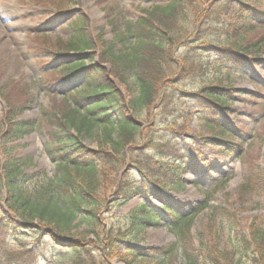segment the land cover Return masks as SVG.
Segmentation results:
<instances>
[{"label": "trees", "instance_id": "1", "mask_svg": "<svg viewBox=\"0 0 264 264\" xmlns=\"http://www.w3.org/2000/svg\"><path fill=\"white\" fill-rule=\"evenodd\" d=\"M263 1L153 0L136 18L115 20L113 29L119 24L120 30L110 41L101 34H90L88 20L79 19L75 41L67 45L74 61L64 68L75 75V83L82 82L83 86L64 96L66 111L44 115L42 123H36L20 119L23 107L6 103L0 119V147H3L0 148L3 158L0 159V194L4 193L0 198L4 205L0 208V264H37L40 258L44 247H30L14 239L16 231L32 232L41 239L48 237L55 244L59 237L69 236L63 259L51 264H109L113 258L123 264H174L179 258L182 264H264V228L251 223L246 235L234 234L231 216L216 208L210 211L209 221L212 223L220 216L235 235V246L229 250L227 244L222 246L219 241L211 248L201 244L202 248L194 249L190 235L192 218L207 208V200L196 214L188 216L165 206L163 199L161 207L143 204L130 215L126 226L112 213L129 199L143 194L125 169L129 159L134 161L133 147L157 130L159 119L167 115L166 90L188 77L191 71H197L188 58L191 51L180 58L176 53L179 47L186 49L198 44L205 58L211 60L205 70L216 75L200 88L184 93L194 103L204 124L203 131L197 134L199 140L212 147H222L224 154L238 151L232 139L222 142L223 135H236L231 127L218 120L232 113L229 105L233 91L215 80L220 70L225 75L243 71L247 58L255 59L258 55L262 47L258 42L249 48L241 47L239 42L264 28ZM125 41L129 43L128 50L116 54L113 46ZM80 54L85 58L77 60ZM157 105L161 107L160 117L155 119L153 114L144 130L138 123L141 113L148 118ZM209 106L211 111L205 113L213 121L201 117ZM214 130L218 135H206ZM69 131L75 135L68 134ZM33 132H39L44 151L55 164L53 178L43 172L25 174L27 161L14 153L12 144ZM179 133L180 129H173L167 141L164 151L170 159L165 170L160 168L153 173L154 190L149 192V197L158 198V190L183 187L178 176L187 171L184 156L175 155L173 148L174 136ZM85 136L96 142V150L81 144L80 138ZM151 142L147 140L142 149L151 150ZM133 161L132 169L141 173ZM254 176L245 181L239 192L264 199V170ZM163 218L169 222L174 242L154 249H139L125 243L149 226H158Z\"/></svg>", "mask_w": 264, "mask_h": 264}, {"label": "rangeland", "instance_id": "2", "mask_svg": "<svg viewBox=\"0 0 264 264\" xmlns=\"http://www.w3.org/2000/svg\"><path fill=\"white\" fill-rule=\"evenodd\" d=\"M151 4L152 0H0V119L6 110V103L11 107H23L22 119L36 123H42L44 115L64 113L67 108L63 96L73 87L83 86L82 82L73 84L68 71L62 68V63L73 61L70 60L72 51L67 50V45L75 41L79 19L85 17L88 20L87 30L90 34H101L106 41H110L114 33L120 30L119 24L113 29L115 20L122 22L134 19ZM109 20H112V25H109ZM232 40L236 41V38ZM255 43L262 45L257 62L247 66L245 72L234 71L229 77L220 70L215 80L222 86H230L233 88L231 91L235 92L230 105L232 113L218 120L232 127L238 137L244 139L246 135L250 136L239 143V154H224L221 147H210L209 143L199 140L197 134L203 131L204 124L197 119L200 113L184 93L200 88L216 75L213 76L209 69L205 70L204 67L211 60L205 58V52L198 49V44H192L186 49L179 47L176 53H179L180 58L191 51L188 58L197 71H191L188 77L166 90L164 105H167V115L159 119L157 130L146 135L144 141L133 147L131 157L142 172L132 169L135 167H132L131 159L127 161L128 167L125 169L130 171L132 180L143 194L114 211L115 218L126 219L142 204L161 207V199L174 212L188 216L190 213L196 214L207 200V208L192 218L190 235L194 249L202 248L201 244L211 248L220 241L222 246L227 244L230 250L234 245V234L246 235L251 223L264 228V199L255 194L242 195L239 192L250 176L255 177V174L264 170V28L239 42L243 48L254 46ZM128 47L127 41L118 42L113 46V51L116 54L124 53ZM201 47L204 48L202 45ZM78 58L83 59L85 56L80 54ZM167 97L170 98L169 101ZM211 107L202 111V119L214 120L206 114L211 111ZM160 111L159 105L154 106L150 112L152 117L148 118L142 112L138 123L145 130L153 119V114L155 119L160 117ZM110 117H114L113 113ZM173 129L181 131L175 135L173 148L174 154L184 156L183 165L187 173L180 176L183 189H162L157 191L158 198L149 197V192L154 190L153 173L160 168L166 169L164 164L169 155L164 150ZM218 133L216 130L207 131L206 135ZM222 138L229 137L224 135ZM149 139L153 140L149 145L151 150L142 149ZM80 141L90 150L97 148L96 142L89 137H81ZM12 146L15 147L14 153L27 161L25 174L43 172L49 178L54 177V164L44 152L39 133L24 136ZM148 155L153 159L147 158ZM0 159L3 158L0 156ZM3 196L1 193L0 198ZM0 208H3L2 201ZM213 208L224 210L231 216L234 234L227 229L220 216L212 223L209 221ZM15 220L19 219L15 217ZM159 223L158 226H149L144 233L125 243L154 249L174 241L167 218L161 219ZM13 238L22 240L30 247H44L37 264H51L62 260L66 254V243L70 239L69 236L59 237L55 244L48 237L41 239L34 237V233L25 231H16ZM110 264L121 263L114 259ZM174 264H182V260L179 258Z\"/></svg>", "mask_w": 264, "mask_h": 264}]
</instances>
